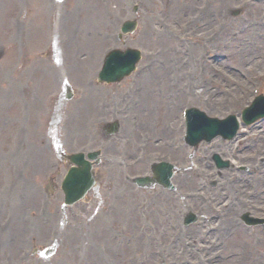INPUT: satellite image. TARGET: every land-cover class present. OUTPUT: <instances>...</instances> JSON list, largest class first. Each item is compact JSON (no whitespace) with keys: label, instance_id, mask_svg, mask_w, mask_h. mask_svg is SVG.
I'll use <instances>...</instances> for the list:
<instances>
[{"label":"rangeland","instance_id":"374dc122","mask_svg":"<svg viewBox=\"0 0 264 264\" xmlns=\"http://www.w3.org/2000/svg\"><path fill=\"white\" fill-rule=\"evenodd\" d=\"M34 1L37 4V0H33V3ZM247 2L248 0H228V3L224 5L223 0H220L218 6L213 5L216 11L213 13L215 22H207L208 17H205L197 24L195 30L191 26L184 33L183 31L178 32L174 28L177 24L181 25L185 19L184 16L181 19L176 17V12L180 9L178 6L182 5V7L188 9L187 4L191 3L189 12L185 14V17L190 18L195 7L208 5L209 8L211 5L208 0H193L190 2L187 0V4H184L185 0H144V3L140 4V7L138 6L137 17L140 19L138 36L130 40L128 45L133 48L138 47L143 55L152 54L150 58L144 57L143 62L138 67L139 69L140 67L149 66L150 71H147L138 79L128 81L129 78L125 80L122 83L124 85H119L121 90L115 88L107 92L95 91L94 95L85 91L84 81L85 78L94 79L96 77L100 65L98 56H101L103 51L110 46L98 47L97 51H92L91 61L84 64L80 62V56L87 54L89 50L84 47L83 42L86 43L88 39L82 38L85 35L89 36V34L93 38L92 32H94L95 27L93 22L96 18L97 22L104 26L102 29L104 36L114 35L118 30V24L127 19V15L132 14V8H134L132 5L138 3L137 0H99V3L93 7L88 15L74 11L72 8L76 7L77 3L75 0H71L66 4V9L69 10V12L66 10L68 13L66 14L67 18L62 17L58 29L54 30L57 25L53 28L52 24L55 21L50 22V19L48 23H31L27 29H24L26 31L23 36L25 41L22 44L21 51L23 53H26V51L32 52L33 56L37 57L36 62L42 60L39 64L31 65L35 60L34 57L28 61L25 58L20 59L17 46L14 47L7 43L8 52L6 54L4 48L0 45V105L5 111L0 110V264H115L111 262L112 258L110 256L106 257L104 254L111 249L112 251L118 250V246L121 249L124 247L125 250H132L128 254H124L125 261H129L131 264H169L171 262L183 264L186 256L199 259L201 263L200 257L202 255L208 256L213 264H233L238 253V250L235 249L237 244L234 242L236 241H239L240 244L249 243L250 247L253 249L257 247L258 251L264 249V232H259L261 231L259 228L248 230L252 231L250 234H253L257 240L263 242L262 246H256L254 242L247 238L243 225L239 221L240 215H237V221H239L240 232L244 234L243 237L236 236L235 231L230 230V235L225 238L226 241L212 242L218 247H223L226 253H231V261L228 262L224 260L223 256L221 260L218 257L211 258L213 252L211 253L206 249L208 246L206 240L198 241L203 237L200 230L205 231L208 229L205 222H200V225H202L198 226L199 230L196 233L194 231L196 228L193 226L184 230L192 238L189 239L190 243L187 242L186 244L173 245L172 241L176 240L177 242L181 234L179 230L171 233L167 229L168 226L176 229L179 223L178 220L180 221L186 212L197 211L202 204H210L209 202L212 199H216L221 205L229 193L234 197L237 190L246 192L244 197L240 199L241 202L249 200V202L243 204L245 209L241 212H248L253 218L262 217L259 212L264 207V202L263 200L259 202L258 199L264 191H261L264 186V167H258L254 170V174L248 176V182L244 183L241 189L228 188L227 185H237V182L232 183L231 179L239 181L237 168H240L242 164L245 166L250 165L249 163L254 158L257 160L264 159V126L263 129H259L257 132L251 130L264 124V120L246 129L245 133L250 135L245 140L240 141L244 145L240 147L241 152L236 157H231L234 156L233 149L230 150L226 147V145H229L230 148V143L224 142L222 144L221 140L213 141L216 142L214 144H212L213 142L202 144L196 151H189L183 145L178 144L182 125L179 127L177 120L179 111L185 106H193L208 117L225 119L227 116L232 115L240 118L243 110L254 99H241V92H245L250 96L253 88H259L260 93L264 94V75L260 73L264 56L258 58L260 62L256 67L252 69L249 67L256 60L253 58L261 55L264 51V42H262L263 48L257 52L249 53L251 57L245 65L239 61L237 56L231 57L226 54V49L231 48L235 51V48L239 47L236 45L237 42H241L246 46L249 45L246 42L250 38L243 33L244 29L242 27L244 25L245 28H250V21L253 20L249 18L251 13H249V16L245 14V9L247 10L248 7ZM83 3L87 5L90 3V6L95 4L94 0H84ZM36 4L33 5L31 0L33 8ZM98 4L102 8L95 9ZM79 9L85 8L80 7ZM237 9L240 10L241 16L233 18L230 14ZM220 11L229 13L227 20H219ZM92 12L95 13V16L91 18L90 14ZM246 20L247 22H245ZM254 20L260 21L258 18ZM162 21L167 23L168 33H173L181 40L183 36H186L185 43H189L193 48H179L176 44H173V40L167 37L169 40L165 41V45L172 48V56L167 57L169 50L167 47L164 49L158 47L160 40L156 39V31H159V28L153 25L158 22L160 26L163 24ZM224 23L229 24V26L221 31L219 35H216L217 37L213 36L214 33L208 32L209 29L213 28L222 30V24L224 25ZM116 25L118 26L116 27ZM203 26H207L205 34L207 33L208 41L199 40L204 43L200 45L196 40V35L199 34L198 30L203 29ZM187 31L193 36L191 37ZM72 32H74L73 38L77 41L74 39L68 44L63 39H66L68 34L72 35ZM235 32L239 35L234 38L232 33ZM254 33V29L253 35L249 31L251 37H255ZM0 38L7 41V38L2 34H0ZM51 39H55L56 43L59 40L65 43L57 51L59 54L57 56L61 60L60 63H62L60 70L54 69L50 65L54 64L48 52V43ZM153 39L156 43L151 41ZM211 39L212 41H210ZM206 45L210 49L206 48ZM69 46L70 48H68ZM160 52L163 54L160 55ZM207 52H218V56H227L225 57L227 59H221L227 66L223 64L220 66L215 65L219 61L210 63L207 58L203 59V55ZM45 53L49 55L48 61L41 58ZM186 54L192 55L193 58H187ZM77 58L79 60H76ZM170 58H174V64L179 59L182 61L181 74L185 71V63L189 61L196 63L198 71L196 75L192 76L193 82L201 80V76L207 72L203 79L209 84L207 88L209 92L205 90V101L201 104L184 105L187 103L185 93H175V89L183 84L181 76L179 81L176 77L178 82H175L169 90L166 89L173 74L166 73L167 71L162 72L156 69V66L160 68L165 64L167 69L166 63L168 64ZM199 58H201L200 61ZM73 64L75 68L70 66ZM179 65L180 63H178ZM151 71H153V74H150ZM216 75L217 82L214 84L213 76ZM155 78L159 81H156ZM241 79L243 81L246 79L245 85L241 86L239 83ZM254 79H258L257 82H254ZM62 80L68 81L74 94L73 101L66 104L61 112L62 125L68 124L70 120L75 118L79 122L81 130L78 129L80 135L77 139L80 140L82 135L85 142V150L82 151H88L89 149L104 150L102 151V158H104L97 169L99 173H102L101 176L104 177L102 180L103 182L106 181L107 189L110 187L111 192L107 191L105 193L101 190V197L99 195V199L97 201L93 200L90 206H83L80 203L71 209H66L64 212L60 209L61 197L55 194L49 199L53 219H49L51 222L45 219V224L43 218L36 216L34 213L39 212L40 199L44 200L46 198L44 188L47 178L52 176L55 170H63L54 153L53 141L48 136L50 118L53 113L51 99L60 92ZM139 82H141L139 84L141 86L137 88ZM184 84H190V80L186 79ZM192 90H194L192 87L188 89V91ZM108 92L109 94L113 93L114 102L116 103L121 101V95L123 94L126 97L125 103L132 107V112L122 111L123 115L120 117H127L128 122L116 118L121 127V135L119 133L116 137L110 138L111 140L102 139L99 136L96 142L92 143V147H88L90 142L87 133L92 129L98 131V125L108 123L109 118H114V113L110 108L103 109L98 105L99 97ZM85 94H89L90 99L88 97L87 100H90L92 104L89 107V112L85 113L84 116L82 115L81 120L78 118L80 114L78 117L74 116L73 118V115H75L73 108L78 104L76 100ZM144 102H147V104H144ZM90 112V121L84 123ZM1 121H4L7 125H1ZM91 122L98 125H94L95 128H93ZM17 128H20L19 136L13 146ZM165 129L169 131L167 134L163 133ZM70 130L72 133L75 130L77 131L76 128ZM129 131L130 135H128ZM241 131L243 133L244 130ZM63 135L65 134L62 129L61 137ZM173 136H175L174 139ZM159 138H164L168 145L161 147L163 144H160L159 149H156ZM107 141H109L108 144H105ZM234 145L236 146V143ZM245 146H247L246 149H244ZM142 147L144 148L142 149ZM79 151L81 150L79 149ZM138 151L139 153L142 151V159L146 160L143 164H138L135 156ZM167 151H171L173 155L169 156L170 153H167ZM116 152L119 154L118 157ZM215 155L219 156L223 162L229 160L236 161V163L232 166L229 165L226 169L217 170L212 161ZM165 156H169L172 163L185 170L173 180L180 196L175 195V197L165 199L164 194L163 204L160 203V208L165 209V211L162 210V214L160 208L154 204H151V208L147 206L146 202L150 199L149 197L152 199L154 193H146L148 199L144 194L130 186L125 180V170L128 172V179L146 174L150 164L163 160ZM113 157L115 158L109 163L108 159ZM139 158H141L140 154ZM125 162L128 169H125ZM189 164L191 167L188 169ZM252 164L254 163L252 162ZM261 174L263 177L261 180L262 186L258 184L259 178L257 179ZM252 186L258 188L256 202L249 198V193L253 190L250 189ZM187 194L189 195L187 198L192 199L190 202L193 205L185 204V201L178 202L179 198H184ZM153 198L156 199V197ZM234 200L238 201L235 197ZM210 207L213 208V206ZM57 216L68 219L73 226L82 225L83 228L88 229L92 225L93 229L89 232H83V229L81 233V231L71 227L67 231H62V229L57 228ZM212 217L219 218L218 220L221 221L220 216L215 212ZM261 219L264 220V217ZM32 220H35L38 224H33ZM64 221L65 219L62 220L63 223ZM75 221H78V223H74ZM179 228L181 227L179 226ZM122 231L126 233L122 235ZM29 232L35 236L36 247L37 245L40 246L39 248L44 245L50 246L52 242H56V258L42 263L32 258L29 259L30 246L25 241ZM54 234L55 237L53 238ZM65 240H69L67 245L63 243ZM174 247H181L182 249H173ZM88 248L93 249L91 251ZM73 249H76V263L72 262L73 254H69L65 261L60 258L61 253L67 255ZM82 249H85V252ZM258 254L262 259L259 264H264V256ZM117 264H121L120 259Z\"/></svg>","mask_w":264,"mask_h":264},{"label":"bare ground","instance_id":"6f19581e","mask_svg":"<svg viewBox=\"0 0 264 264\" xmlns=\"http://www.w3.org/2000/svg\"><path fill=\"white\" fill-rule=\"evenodd\" d=\"M212 5L213 4H216L218 1V5L220 4V0H208ZM95 4H92V6L89 8V10H81L80 12L84 13V14H89L90 11L93 9V7L99 3V0H94ZM225 3H228V0H223V4L225 5ZM229 5V4H228ZM102 8V6L100 4H98L96 6L95 9H100ZM212 8H209V11H208V20H213V16H212ZM182 13V12H181ZM99 14V12H98ZM95 16V13L92 12L90 14V17H94ZM205 17V15H204ZM93 25L95 26L94 27V40L92 42V40L89 41V44H88V49L89 50H92L94 49L96 46L98 45H102L104 46L106 44V41L105 39L103 38V36L101 35V32H102V29L104 28V26H102V24H99V22H97V18L94 19V22H93ZM243 29L245 28V26L243 25L242 26ZM253 29L252 28H248L246 30L243 31V33L245 35H247L250 40L252 41V44H249V45H243L241 42H237L236 45H238L239 47L236 49L235 48V51H233L231 48H228L226 49V53L229 54V56L233 57L234 55L238 57L239 61L245 65L247 64L248 60H249V57H251V55H249V53L251 52H257L259 49L263 48V43L264 40L263 39H254L253 37L250 36L249 34V31H252ZM72 35H70V38H69V41L68 43H70L71 41L74 40L73 36H74V32L71 33ZM144 42V41H143ZM164 41H160L159 44H158V47H161L162 49H164L165 47H167L165 44ZM92 44H95V45H92ZM87 45V44H85ZM244 54V55H243ZM249 55V56H248ZM171 56V54H168L167 57ZM243 56V57H242ZM226 65V63L222 62V63H219V65ZM259 63H252L249 65L250 69L256 67ZM227 66V65H226ZM181 68V65L178 66V61L175 65H172V66H169L168 67V70L174 74L175 70H178ZM249 69V70H250ZM233 76V75H232ZM213 78H217V75L216 76H213ZM201 95H205V93L201 92V93H198V96ZM197 96V97H198ZM144 104H147V102H144ZM165 133H167V130L165 129ZM131 134V133H130ZM235 219L234 218H231L230 215L227 216V218L224 220L226 222V224L229 226V227H232L234 224H235ZM80 226V225H79ZM74 229L76 230H79V231H82L83 228L82 226L78 227L77 225L73 226ZM237 244V246L235 247V249L238 250V253H237V256H236V259H235V262L233 264H259L260 260L256 257V254H255V249H253L252 247L248 246V243H244V244H240L239 241H236L234 242ZM210 248L213 250L214 249V246H211L209 245ZM220 252H221V256L224 257V260H226L227 257H230L231 256V253H226V251L224 250L223 247L219 248ZM130 252V250L126 251V253ZM226 261H230V258Z\"/></svg>","mask_w":264,"mask_h":264}]
</instances>
